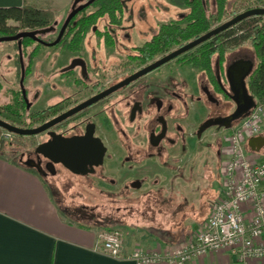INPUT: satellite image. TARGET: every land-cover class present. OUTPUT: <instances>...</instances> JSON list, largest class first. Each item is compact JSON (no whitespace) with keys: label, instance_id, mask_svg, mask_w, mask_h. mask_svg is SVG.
<instances>
[{"label":"flooded vegetation","instance_id":"flooded-vegetation-1","mask_svg":"<svg viewBox=\"0 0 264 264\" xmlns=\"http://www.w3.org/2000/svg\"><path fill=\"white\" fill-rule=\"evenodd\" d=\"M74 1L68 12L59 19L53 15L40 28L26 27L0 35L34 33L7 41L9 46L0 45V89L6 76L14 73L11 67L18 71V89L8 88L7 100L0 101V120L34 129L75 110L35 134L19 135L0 126L7 132L4 137H24L14 145L10 141L6 151L37 172L59 198L72 188L74 197L84 201L106 197L111 206L115 204L116 212L122 208L133 214V205L116 202L139 203L143 197H154L159 202L156 197L164 194V171L186 170L192 138L201 141L208 129L216 128L214 132H218V127L224 128L221 124L206 125L234 111L229 79L235 82L244 72L238 63H254V55L248 52L252 50L250 45L246 51L243 44L229 47L220 56L218 45L225 40L220 35L224 30L147 70L207 32L190 39L184 37L187 0H168L180 11L166 9L162 16L158 13L151 20L141 18L142 10L134 15L133 9L126 6L128 0H111L103 13L97 12L99 5L92 0L61 33ZM88 1L79 0L75 7ZM140 1L143 5L148 0ZM90 14L92 23L86 30L69 28ZM11 21L7 24L15 25ZM207 42L215 46L209 71L189 61ZM188 69L195 71L193 82L187 76ZM191 111L196 124L195 119L191 122ZM234 122L228 130L237 121ZM51 144L58 146L56 158L72 159L76 164L87 162L85 167L76 166L85 173L72 172L46 157L45 154L53 155ZM217 144L216 139L201 143L208 148L206 151L213 148L214 155L219 154ZM39 145L41 152L36 151ZM76 207L98 216L95 204L81 203Z\"/></svg>","mask_w":264,"mask_h":264},{"label":"crops","instance_id":"crops-1","mask_svg":"<svg viewBox=\"0 0 264 264\" xmlns=\"http://www.w3.org/2000/svg\"><path fill=\"white\" fill-rule=\"evenodd\" d=\"M72 1L58 3V12L51 5L39 8L50 10L58 18ZM254 61L257 62L255 57ZM225 140L222 153L226 157ZM250 159L264 160V154H253ZM64 206L63 196H56L37 172L0 145V264H137L128 257L135 250L165 252L185 240L174 239V228H166L170 234L157 238L142 226L127 224L125 230L118 228L123 237L121 255L111 257L99 249L97 227L75 221L63 212ZM233 262L228 251L217 250L186 264ZM260 263L264 264V260Z\"/></svg>","mask_w":264,"mask_h":264},{"label":"rangeland","instance_id":"rangeland-1","mask_svg":"<svg viewBox=\"0 0 264 264\" xmlns=\"http://www.w3.org/2000/svg\"><path fill=\"white\" fill-rule=\"evenodd\" d=\"M25 1L28 4H32L38 7H41V5H51V7L54 8L55 12H58V3L69 0ZM145 2H149L150 4H145ZM167 2L168 0H160L159 2L155 3L153 0H148L144 1L143 5H141L140 0H128L126 1V6L133 9L134 15H137L138 11L142 10L143 17L141 18H143L144 20H151L158 17V13H160L159 16H162L165 13L166 9H170V11L176 12L180 11L178 10V8L170 6ZM235 6L236 13L234 15L244 11L239 5V1ZM260 6L264 7V0H262ZM90 9H88V11ZM232 16L224 18L220 23L228 20ZM10 23L13 22L11 21ZM220 23H216V25ZM2 44L9 46V44L11 43L7 41L0 42V45ZM244 44L245 45L242 49L248 51L247 49L249 48V44L247 42ZM248 52H251L252 54V50ZM12 68L13 67H11V72L14 71V73L6 76L7 80L3 82L1 86L2 89H0L1 102L7 100V93L5 91L8 88H11L13 90L18 89V71L16 72V70H12ZM190 70L191 69L187 70V76H190V79L193 82V72L195 71ZM194 115L195 113L191 111V122L193 121V119H195ZM201 115L202 113H199L197 118H201ZM194 123L196 124V119L194 120ZM236 124L234 126H236ZM214 129L216 128L208 129L203 134V140L212 142L216 139L218 143L217 149L219 151V154L214 155L213 148H210V151H206V149L208 148L201 145V143H203L202 139L201 141H197L196 139L192 138V141L190 143V156H188L189 154H187L186 170L183 169L180 171H164V175H166L163 179V184L165 185L164 194L163 197H156L159 202H156L154 200V197H143L140 199L141 202L139 203H136L135 200L117 201L116 204L121 206L133 205L134 213H126L122 208L120 212H116L114 209L115 204H112L111 206L108 203L106 197H93L90 199V201H84V198L74 197L72 195L73 193L71 188L70 191L64 192L63 204L65 206L63 207V212L70 217L73 216L75 221L79 220L84 224L97 227L98 233L101 234L111 230H119L118 228L125 230L127 224H135L142 226L143 229L151 232L152 235L157 238H159V236H161L162 234H170V231L167 232L166 228L170 230L171 228H174V231L172 230L174 232V239H185L197 225H200L204 222L210 212L212 202L216 199L222 188L221 168L225 160V156L223 155L222 151L223 146H225L224 138H226L229 134V130L226 128L218 127V132H214ZM262 129H264V114L262 116ZM4 134H7V132L0 129V145L5 150L10 148V141L13 142L12 145H14L15 143H18L17 141L24 140V137H14L13 135L4 137ZM262 136H264V133L262 134ZM245 147L248 154H250L249 157H251V155L253 154H264V146L258 151H252L248 143H246ZM81 203L95 204L96 207L94 212L98 216L94 217L92 213L84 212L83 210L77 208L76 206H79ZM143 204L146 207H143ZM148 204L149 207H147ZM108 216L115 218H107ZM88 219H93V221H90Z\"/></svg>","mask_w":264,"mask_h":264},{"label":"built area","instance_id":"built-area-1","mask_svg":"<svg viewBox=\"0 0 264 264\" xmlns=\"http://www.w3.org/2000/svg\"><path fill=\"white\" fill-rule=\"evenodd\" d=\"M263 114L264 104L256 102L225 138L222 188L204 222L165 252L135 250L129 258L137 264H186L210 251L225 250L234 257L233 264L264 260V160L253 161L245 148L249 138L262 134ZM98 237L101 252L120 257L121 231L99 233Z\"/></svg>","mask_w":264,"mask_h":264},{"label":"trees","instance_id":"trees-1","mask_svg":"<svg viewBox=\"0 0 264 264\" xmlns=\"http://www.w3.org/2000/svg\"><path fill=\"white\" fill-rule=\"evenodd\" d=\"M179 2L180 0H176ZM243 10L260 6L262 0H187V35L190 39L208 31L211 26L220 23L226 17L236 13L235 5ZM111 0H95L93 4L99 5L98 13L106 12ZM93 14L85 16L71 29L84 31L92 23ZM53 19V13L48 9L39 8L23 0H0V35L11 30L22 28H40ZM12 20L15 25H8ZM225 39L219 44V55L222 56L229 47H238L248 43L257 62L248 78L247 88L257 103L264 104V20L263 16H251L241 20L220 34ZM215 53L213 43L207 42L200 45L189 59L194 66H199L209 71L211 59Z\"/></svg>","mask_w":264,"mask_h":264},{"label":"water","instance_id":"water-1","mask_svg":"<svg viewBox=\"0 0 264 264\" xmlns=\"http://www.w3.org/2000/svg\"><path fill=\"white\" fill-rule=\"evenodd\" d=\"M78 1L79 0H75L73 2L72 6H71V11H70L69 15L67 16V18H66V20H65V22L61 28V33H62L63 29L65 28V26L67 25L68 21L77 12H79L85 6H87L92 0H89L85 4H81L77 7H75V5ZM251 16H264V7H262V6L252 7V8L246 9L240 13H237L232 18L222 22L220 25L208 30L206 33H204V34L198 36L197 38L189 41L183 47H181L178 50L170 53L168 56L164 57L163 59L156 62L154 65L147 68V70L151 69L152 67H155V66H157V65H159V64H161V63H163V62H165V61H167V60H169L175 56H177L178 54L182 53L185 50H189V49L203 43L204 41H206L210 37L218 34L221 31H224V30L232 27L233 25L240 22L241 20L248 18V17H251ZM33 34H34L33 32L24 31V32H19L18 34L13 35V36H1L0 42L16 40V39H19L21 37L32 36ZM238 64H239V66L244 67V72L238 76V78L235 82H233L232 79H229V87H230V92H231L229 97L235 105L234 111L230 115L222 117L219 120L213 121V122L207 124L206 126H209L210 124L211 125L221 124V125H223L224 128L228 129L232 122H234V121L238 122L241 118H243L244 116H246L248 114V112L251 108H253L255 106L256 100L253 97V95L249 93L247 85H246V77H248V75L250 74V72L254 66V63H251L249 61H242L241 63H238ZM74 111L75 110H71L68 113L62 115L61 117L55 118L50 123L44 124L40 127L34 128V129H24V128L16 127V126L10 125V124L2 121V120H0V126L8 132L19 134V135L35 134V133L41 132L42 130H44L49 125H51V124L63 119L64 117L72 114ZM203 128L204 127H201V130ZM247 143H248V145L252 151H258L264 146V136L258 135V136L251 137L248 139ZM50 149L52 150L53 155L45 154V156L48 157L53 162L62 163L67 169H69L72 172L79 173L80 170L76 166L81 165L82 167H85L87 165V162L81 163V164H76L73 161H71L72 159L56 158L55 155H56V151L58 150V146H56V144H51ZM36 151L41 152V145H39L37 147ZM89 165H92V164L89 163ZM80 173H85V171H81Z\"/></svg>","mask_w":264,"mask_h":264}]
</instances>
